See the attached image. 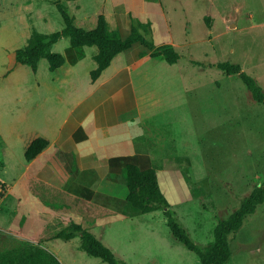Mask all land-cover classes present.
<instances>
[{"label":"rangeland","instance_id":"rangeland-1","mask_svg":"<svg viewBox=\"0 0 264 264\" xmlns=\"http://www.w3.org/2000/svg\"><path fill=\"white\" fill-rule=\"evenodd\" d=\"M160 2L173 35H184L186 45L178 51L181 75L158 88L160 98L151 96L153 113L158 116L149 126L143 119L142 125L152 139L149 147L161 143L158 146L165 147V155L187 156L194 181L204 180L205 196L170 207L190 240L203 247L211 240L217 219L225 218L264 179V106L251 99L236 74L213 66L223 61L237 63L264 93V0ZM59 3L77 25L87 29L96 22L97 12L106 8L107 0ZM55 4V0H0L1 131L7 112L29 115L48 106L52 84L46 60L37 61L33 74L27 65L14 61L13 51L33 32L50 33L62 27ZM66 42L62 37L53 48ZM151 65L159 74L164 71L159 62ZM48 197L60 200L57 194ZM58 211H46L52 216L45 217L48 224L44 226L11 223L7 231L1 229L0 253L38 244L60 264H107L80 250L77 236L41 240L67 224L68 217ZM101 229L99 240L122 264H199L195 253L171 236L160 210L110 219ZM225 240L228 255L222 264H264V200Z\"/></svg>","mask_w":264,"mask_h":264},{"label":"crops","instance_id":"crops-1","mask_svg":"<svg viewBox=\"0 0 264 264\" xmlns=\"http://www.w3.org/2000/svg\"><path fill=\"white\" fill-rule=\"evenodd\" d=\"M96 15L93 29L103 16L120 38L128 36L135 21H148L150 32L144 38L154 46L171 45L179 57L168 64L134 42L90 80L95 46L72 47L67 39V45L54 49L60 38L51 44L50 50L60 53L63 62L48 70L52 84L48 106L29 115L7 112V124L0 129V224H5L0 230L7 231L11 223L44 226L45 217L51 215L46 211L59 210L68 217L67 223L85 224L101 238L106 222L123 216L127 164L139 169L155 166L158 188L170 207L190 198L177 163L162 160L180 155H165L161 143L149 147L152 139L142 125L143 119L149 126L158 116L151 96L160 98L158 90L181 75L179 52L186 45L185 36L173 35L160 0H107L106 8ZM154 61L164 69L162 73L153 68ZM37 136L47 144L25 160L24 147ZM51 194H57L59 202L49 198Z\"/></svg>","mask_w":264,"mask_h":264},{"label":"trees","instance_id":"trees-1","mask_svg":"<svg viewBox=\"0 0 264 264\" xmlns=\"http://www.w3.org/2000/svg\"><path fill=\"white\" fill-rule=\"evenodd\" d=\"M62 27L50 33L33 32L26 43L13 51V59L18 64L27 65L35 71L39 59H45L49 71L56 69L63 62L62 55L50 50L51 44L61 37L68 39L72 47L95 46L96 52L92 58L95 67L89 71L90 80H94L104 69L110 59L118 52L123 51L132 43L137 42L146 47L150 56L161 55L168 64L176 62L177 52L171 45L161 44L154 46L147 41L144 35L150 32L149 22L135 21L130 27L127 37L120 38L109 29L103 16L98 19L97 29L82 28L74 18L63 9L59 0H55ZM213 66L226 74H236L244 84L252 100L264 106V93L254 78L240 69L237 63L227 61L217 62ZM47 144L46 139L35 137L24 147L23 158L30 160ZM164 162L177 163L183 180L189 189L190 198L205 196L204 180L194 181L190 175V164L186 156H172L162 159ZM127 194L121 214L126 217L160 210L165 217V224L171 236L185 249L192 251L198 258L199 264H222L228 255L225 235L235 232L241 225L242 219L254 211L257 204L264 200V179L250 190L239 205L225 218L217 219L212 228V238L203 247H199L190 240L185 229L176 221L170 205L160 192L155 176V166L139 169L134 164L126 165ZM57 207V205H52ZM54 235L62 240L74 236L79 238L78 248L87 255L98 258L107 264H122L113 251L102 244L83 225L70 221ZM0 264H60L53 254L38 244H23L12 249H5L0 253Z\"/></svg>","mask_w":264,"mask_h":264}]
</instances>
